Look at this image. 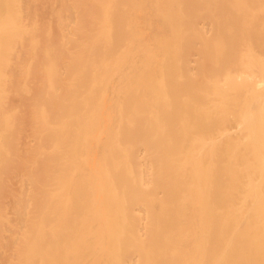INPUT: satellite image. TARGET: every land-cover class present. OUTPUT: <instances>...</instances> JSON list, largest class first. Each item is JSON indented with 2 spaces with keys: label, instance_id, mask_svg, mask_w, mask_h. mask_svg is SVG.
<instances>
[{
  "label": "bare ground",
  "instance_id": "1",
  "mask_svg": "<svg viewBox=\"0 0 264 264\" xmlns=\"http://www.w3.org/2000/svg\"><path fill=\"white\" fill-rule=\"evenodd\" d=\"M157 1L162 17L154 35L155 47L131 20L132 0L114 4L111 18L115 27L109 43L101 39L105 16L99 5L105 1L101 0H70L64 7L74 9L79 20L78 28L62 29V39L67 40L62 46L57 42V29L54 32L59 37L51 27L43 28L47 44L41 42L40 46L48 47L45 56L39 52L42 63L37 59L33 65L42 64L45 71L57 66L60 73L47 76L53 80L51 94L44 99L46 91L33 96L40 95L38 101L43 99L39 102L49 107L48 123L41 124L40 131L44 138L49 137L55 154L35 170H28L23 153L17 158L20 162L14 159L0 165L2 173L12 166L17 178L27 175L29 185L35 181L39 185L27 196L20 182L15 206L9 196L5 203L3 197L0 201L6 207L5 213L0 210V247L5 246L2 234L6 231L1 224L8 222L9 230L14 223L23 224L16 232L20 239L15 264H66L73 243L68 228L78 234L77 220L87 223L91 218L113 223L102 227L111 231L108 247L120 248L109 254L106 264H244L252 239L260 242L258 264H264V17L258 14L264 9V0ZM7 2L19 7V0H0V29H18L22 19L16 10L15 17L10 14L9 20L1 21ZM148 16L145 12L144 17ZM20 28L26 31L23 24ZM2 33L0 105L8 102L7 94H17L29 85L27 80L23 85H6L9 57L2 55L7 45ZM37 33L41 35V30ZM79 33L82 40H75ZM249 50L253 52L247 53ZM80 74L82 80L77 79ZM117 100L119 111L109 117L111 126H119L117 135L101 138L99 147L85 156L87 138L98 130L95 121ZM68 114L74 117L66 124ZM10 115L8 110L0 111V148L7 156L14 143L21 146L18 132L12 131L17 122L11 125ZM82 128H86L83 135L78 132ZM97 133L102 137L104 132ZM25 149L30 153L33 146ZM50 149L41 144L38 155L43 157ZM102 149L105 152L98 161L90 162L91 189L76 192L69 211L65 187L73 170ZM76 183L83 184L85 179ZM8 186L6 183L5 189L10 190ZM151 192L160 200L159 210L148 197ZM184 219L194 220L201 229L200 249L187 245L193 226ZM51 220L59 228H48ZM138 220H146V224ZM25 235L31 236L27 244L22 239ZM129 237L138 240L129 243ZM38 241L42 247H34ZM86 251L85 258H91Z\"/></svg>",
  "mask_w": 264,
  "mask_h": 264
},
{
  "label": "rangeland",
  "instance_id": "2",
  "mask_svg": "<svg viewBox=\"0 0 264 264\" xmlns=\"http://www.w3.org/2000/svg\"><path fill=\"white\" fill-rule=\"evenodd\" d=\"M43 1L44 0H19V2H18L19 7L16 6V8H14L15 5L11 6V2H7V4L4 7L5 9L2 11L3 18L1 19V21L6 22L7 20H9L10 14L13 17H15V14H16L15 10H16L18 16L20 13V15H21L20 18L23 20V23H22V20H20V22L17 23L18 27H19L18 29L11 28V30L7 31V29H8L7 26L0 29V33L5 32V33H2L1 38L2 39L4 38L6 40L5 44H7V45L4 44L5 49L3 50L2 55L6 54V57L7 58L9 57L8 62H7L8 66H6L9 68V69H7L8 73H4L6 75V82H7L6 85L7 86H15V85H18L19 83H21V85H23L24 84L23 80H27L28 84L30 85V86L28 85V87L26 89L21 90V92H19L17 94H15V91H13L10 94H7L6 99L8 102L4 103V101H3V103H1V105H0V111L1 112H3V110H8L9 114H11L10 116L12 118V121H11L12 123H10V124L12 125L14 122L15 123L17 122V125H15L14 128L12 127V131L13 130L16 131L15 134L18 132V141H19V143H21V146H19V145L17 146L14 143V145H13L14 149L11 150V154L9 156H7L6 152H4V149L0 148V165L9 164L14 159H16L18 162H20V160H18L17 158H19V157L22 158L23 155H20V153L21 154L23 153L25 155V158L28 161L29 166H30V168L28 170H31L32 167L35 170V168H37L38 164L39 163L41 164V162L43 160H44L43 163L46 161V159L48 161V158H46V157L52 156V155H53L52 157H54V154H55L54 151L52 150V148L50 149V144H48V143H50L49 140L47 141V139H49V137L44 138V136L41 134V131H40L41 130L40 129L41 124L43 125V123H45L47 125L48 117H49V111H48L49 107L47 106V108H46V107L42 106L41 103H43V99L45 98V96L52 91V89L50 87H51V83H53V80L49 81L47 76L51 75L52 77H54L55 75H58L60 73V67L53 66L48 71H45L44 65H42V64L36 65V66L33 65L34 64L33 62L35 60H37L41 56H45L46 49L48 47V45L40 46V45H43V44H41V42L42 43L45 42V40H43L44 37L42 38V35H43L42 32H44L42 30L44 27L46 29L51 27L52 33L54 32V30H55V32L59 31L58 33L60 34V38H58L59 41H57V42H58L59 46H62L61 43L64 44V42L67 41L66 39L65 40L62 39V33H63L62 29H64L65 31L67 30L66 32H70V29H72L73 27L78 28V20H79L78 14L76 13V11L74 9H72V8H69L68 10L64 9V7L67 4H71L70 0H54V1L53 0H45L44 3H43ZM101 1H105L104 4H99L103 7V11L105 13L104 26H103L104 32H102L103 38L101 37V39L105 43H109V40L112 37V33L114 30L113 27H115V24L112 21L111 16H113V12H115V10H116L114 4L117 2V0H101ZM98 2H100V1H98ZM132 2L135 4V8H133L131 11V13H132V19L131 20H133L135 22L136 29H138V31L141 34H144L145 36H147V38H148L147 43H149L150 46L153 45L155 47L156 38L154 37V35L156 33H158V24H159L160 18L162 17V12H160L156 8L158 6V1L157 0H132ZM143 10H145V12L149 13V16L147 18L144 17L145 12L142 15ZM52 14H54V15H52ZM258 14L264 17V9H260L258 11ZM47 16H49V17L47 18ZM72 16H73V19H72ZM53 19H54V21H53ZM60 19L63 20V25H62V23H60ZM17 20L19 21V19H17ZM55 21H56V23H55ZM21 24H23L26 27V31H22L23 28H20ZM40 26H43L42 29L39 28ZM86 26L89 27L88 24ZM67 27H69V28L67 29ZM46 29H45V31H46ZM56 29H57V31H56ZM40 30H41V35L37 33V32H40ZM30 31H31V33H30ZM55 32H54V35H56ZM58 33H57L58 36L56 35V37H59ZM13 34L15 35V37H13L14 36ZM79 34H80V39H78ZM79 34L78 35L75 34V38H76L75 40H82L81 37H83V34L82 33H79ZM44 35H45V32H44ZM44 39H46V38H44ZM19 43H20V45H19ZM23 44H26L27 46H23ZM18 46H19V48H18ZM39 46L43 47V48L45 47V48L41 49ZM25 48H26V50L24 51L25 52L24 53L22 51ZM133 48L135 49V45H133ZM74 50H76V49H74ZM251 51L253 52V50H249L246 52L250 53ZM39 52H40L41 56L39 55ZM27 57H29V58H27ZM20 58L23 59V60H21V63L19 62ZM42 58H44V57H42ZM43 60L38 59L39 63L40 62L42 63ZM22 61H24V62H22ZM18 62L20 64H18ZM35 64H38V62ZM36 67L38 69L40 67L41 68L39 70L38 69L36 70ZM34 71L35 72L37 71V74H35ZM45 74H46V76H45ZM14 75H17L18 78ZM18 75H21V76H18ZM13 77L15 78V80L17 82L19 81L17 84H16V81L14 80ZM45 77H46V80H45ZM77 79L82 80L83 74L77 75ZM14 81H15V83H12ZM39 87L43 88V89L41 88L42 91H41V89L39 90ZM44 88H45V90H44ZM36 89L38 90V92ZM43 92H45V93L42 95L43 99H41V100L39 99V101H41V103H40L38 101V98L40 97V95H38V96L34 95L35 96L34 97L33 93H35V94L41 93L42 94ZM30 96H33V97H30ZM108 97L110 100V95H108ZM29 98H31V99L34 98V99H32V100L30 99V101H29ZM119 98H122V95H119ZM27 101H29V103H27ZM32 102L34 103V105L28 106ZM119 103H120V100H117L116 102H114V106H112L111 109L108 106V109H105L102 112L104 115H102L98 120L95 121L94 126L96 127V125H98L97 126L98 130L94 129L90 133V135L88 136L87 143L89 145V151L85 154V156L86 155L89 156L91 151L93 152V150H95L96 148L99 147L98 144H99V140L101 138H114L117 135V133H118L117 131H118L119 126L118 125L111 126V124L109 123V120H110L109 117L112 114L117 115V113L119 111L117 105H119ZM19 107H22V108H19ZM26 107H27V109L25 110ZM114 108L116 111L113 112ZM21 109H22V111H21ZM156 111H158V109H156ZM18 115H20V117ZM73 117L74 116L72 114L66 115L65 116L66 124H69L73 120L72 119ZM20 118L23 120H21ZM2 120L4 123V127H6L7 121H6L5 116H2ZM19 120L21 122H23L25 120V122L19 123ZM10 124H9V126H11ZM23 125H24V127H23ZM15 129H17V130H15ZM82 129H83L82 131L78 130V132L81 133V135L86 133V128L85 129L82 128ZM99 131L104 132L102 134V137L99 136V133H97ZM47 133H49V131H47ZM0 137L3 138L2 136H0ZM110 140L113 141L112 139H110ZM0 141L2 142V139H0ZM41 144H46V146L49 145V149H50V150H47L45 152V155L43 157L41 155H38V152H39L38 148H39V146H41ZM109 145L113 146V144H109ZM27 146L28 147L33 146V150L30 153L25 152V150H26L25 148H27ZM104 152H105V150H103V149L100 150L96 155H94L92 158H90V160L87 161V163L84 162L80 167H77L73 170V173L70 176V183L65 187V194L68 196L67 205H68L69 211L71 209H73V206H72V197H74L73 195L76 192L87 189L88 187L91 189L92 185L89 184L92 181V170H91L90 162L95 161V160L98 161V159L100 158V156H102L104 154ZM10 167H11V170L8 173H2L0 171V184H2V186H0V187H2V188H0V201L4 200V203H5V200L7 199L6 196H9V199L10 200L12 199V201H11L12 206H15L14 200H15L16 191L18 190L17 192H19L22 189L21 185H19L20 182H23V190L24 189L27 190L26 195L30 194V192H29L30 190H33V191L38 190L39 185H38V181L32 182V185H29V184H31V182H30L31 180H30V176H27V175H24L25 177H22V178H17L18 173L14 171V168L12 166H10ZM99 175L100 174L98 173L96 175V177H98ZM96 177H94L95 180L97 179ZM82 178L85 179V183H83V184L76 183V180L82 179ZM6 183H8L12 186V187L8 186L11 191L5 189ZM13 184L17 187L13 186ZM35 184H36V186H35ZM28 185H29V187H28ZM26 186H27V188H26ZM26 190H24V192ZM2 197H3V199L1 200ZM148 197H150V200H151L152 204H154L156 210H159L160 200L156 197V194L151 192L148 194ZM188 199H189V197H187L186 200L189 201ZM94 201L97 202L96 197L94 198ZM4 203L0 202V204L2 205V206L0 205L1 206L0 210L3 213H5V209H6ZM13 210H14V207L13 208L11 207V211H13ZM187 211L191 212L190 207L187 208ZM92 215L93 214L90 213L88 215V217L90 218ZM11 217H13V215H11ZM184 220L185 221L187 220L188 221L187 223L189 225L193 226V227H191L192 228L191 229V236L189 237V240L186 241L187 245H191L192 247L195 246V248L198 246L200 249L203 246V241L200 240L201 238L199 235L201 229L199 227L195 226V224L192 222L194 220H191V219H184ZM13 221L16 222L17 220H13ZM77 221H78V226L80 227V231L78 234H74L73 233L74 231L71 230V228H68V230H70L73 243L69 247V249L67 250L68 260H67L66 264H77V262L81 258H84L83 259L84 262L80 261L79 262L80 264H106L105 262H106V259L110 256L109 254L112 251L120 248V246L108 247V245H111V243H109L110 242L109 241V234L111 233V231L109 230V228H107L109 231V233H107L106 229L102 227V224L105 227V226L113 225V223L108 222V221L106 222V220L101 222L98 220H94L93 218H91V220L87 221V223L82 222V221H86V220H77ZM51 222H50L51 224H49L48 228H50V229L59 228L60 224L58 222H53V220H51ZM135 222H136V220H135ZM138 222L140 224H146V220H138ZM14 224H15V226L12 225L13 226L12 230H9V223L8 222H6V223L4 222L3 224H1V228L2 227H3V229L5 228L6 231L5 232L3 231L4 233L2 234V236L5 237V239H4V241H5L4 245L5 246L0 247V264H13V263L15 264V262H16L15 259L19 257V255H18L19 252L16 251V245H17V241L20 238H18V235L16 232H17V230H21L23 224H21V225H17L16 223H14ZM159 225L160 224H158V226ZM194 226L197 228V231L195 230ZM151 227H153V229H155L156 225L154 224ZM96 230L99 232V234H96ZM141 233H142V235H144L145 230H143V231L141 230ZM22 239L25 242V244H27L26 241L30 240L31 236L25 235ZM137 240L138 239H136V238L129 237V243L136 242ZM38 242L39 243L37 245L35 244L34 247H42L41 246V245H43L42 241H38ZM104 243H105V245L103 247ZM106 247H108V248H106ZM259 249H260V242H256L255 239H252L251 241H249L248 246H247V258L245 260H243V263L244 264H258V262L260 261ZM86 250L90 251L89 253L91 254V258H88V259L85 258L86 253H87Z\"/></svg>",
  "mask_w": 264,
  "mask_h": 264
}]
</instances>
